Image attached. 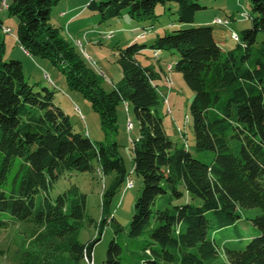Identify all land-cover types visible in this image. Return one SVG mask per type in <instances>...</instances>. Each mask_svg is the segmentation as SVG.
<instances>
[{
    "label": "trees",
    "instance_id": "16d2710c",
    "mask_svg": "<svg viewBox=\"0 0 264 264\" xmlns=\"http://www.w3.org/2000/svg\"><path fill=\"white\" fill-rule=\"evenodd\" d=\"M59 1L9 0V15L18 19L14 37L25 53L49 60L65 75L68 88L83 95L99 114L106 140L77 133L55 104V92L30 84L20 61L4 59L0 36V229L9 227L3 214L39 229L42 255L26 251L28 264H87L100 239L78 240L81 228L95 221L86 214V195L71 178L74 172H88L110 178L97 225L115 223V233L123 234L124 228L108 214L130 178L115 140L117 110L126 104L139 124L131 149L133 172L142 178L143 191L127 236L139 248L129 256L113 240L104 264H264V0H250L252 14L242 17L251 26L238 35L232 50L223 51L210 26L157 33L150 47L135 43L119 49L123 79L109 93L101 88L103 75L51 25ZM159 6L183 25L194 24L197 13L206 9L200 0L87 4L102 22L126 11L130 20L148 22L150 28L162 17ZM234 20L224 21L231 26ZM0 28L5 29L1 19ZM149 32L145 29L138 38ZM147 49L159 54L157 60L163 54L178 58L168 71L180 73L193 94L194 153L166 131L158 112L166 101L157 83L161 75L139 60ZM208 152L214 154L205 156L207 162L195 156ZM63 178L68 186L56 192ZM244 222L258 235L247 239L240 226Z\"/></svg>",
    "mask_w": 264,
    "mask_h": 264
},
{
    "label": "rangeland",
    "instance_id": "374dc122",
    "mask_svg": "<svg viewBox=\"0 0 264 264\" xmlns=\"http://www.w3.org/2000/svg\"><path fill=\"white\" fill-rule=\"evenodd\" d=\"M91 1L100 3L110 0H60L52 10L50 23L59 31L61 37L70 40L86 61L103 75L101 88L107 93L111 92L115 86L120 85L123 79L122 69L118 64V50L121 48L125 49L135 43L150 47L155 43L157 33L163 34L165 31L210 26L213 29L215 39L226 52L238 45L239 41H236L233 35L241 36V32L251 26V21L242 17L243 13L252 14L250 0H200V5L206 9L197 13L196 22L191 25L180 24L175 14L166 13L165 8L159 6L157 13L162 14V17L156 22L155 28L148 27L150 24L148 22L138 23L130 20L126 11L120 18L102 22L97 13L88 9L87 3ZM71 8L76 10L62 18L60 14L69 12ZM79 12V18L70 24H66L72 15ZM246 14L244 16H247ZM231 17L235 20L231 22L230 27L217 25L213 22L214 19L219 18L224 21ZM0 19L4 28L10 27L13 30L12 34L4 35L3 29L0 28L1 37L6 38L7 50L4 59L6 61H20L24 67L25 78L30 84H35L38 89L48 88L55 92V104L67 113L77 133L83 135L86 133L92 141L104 142L106 137L101 127L100 116L94 111L91 104L82 94L68 88L65 75L49 60L26 56L18 49L14 40V33L18 27L17 18L10 16L8 10L0 9ZM145 29L150 30L149 34L145 39H139L138 36H142L141 34L145 33ZM262 37L263 35L260 36V39ZM161 57V60H157L154 52L147 49L143 55L139 56V60L145 66H154L161 75V79L157 83L160 91L165 95L166 101L160 104L158 112L163 118L168 135L172 141L184 145L187 151L194 153L195 134L191 113L192 91L180 73L168 71L169 64L175 66L178 58L164 54ZM160 66L163 67L165 73L161 71ZM45 74L48 75L52 83L45 78ZM166 75L172 83L170 89L165 85ZM126 108V104H121L118 107V130L115 140L119 144L120 154L130 172L128 180L133 182V186L128 188V181L122 186L120 192L113 199L108 214L112 215L117 223L124 228L123 234L115 233V223L105 225L104 228L97 225L103 218L102 194L104 187L109 185L110 178H103L98 173H72L71 181L79 186L86 195V214L95 221L93 225L85 224L81 228L78 240L81 243H88L94 239H100L94 248V264H104L109 245L113 240L120 241L129 256L132 252L138 253L139 246L132 245L127 236L135 204L143 191L142 178L133 172L131 149L132 141L139 136V124L132 108L129 107V113H127ZM130 124H132L131 127ZM213 154L208 152L195 154V156L207 162L208 158L205 156H212ZM67 186L68 180L63 178L58 184L56 192L62 191ZM195 203L200 204V200L197 199ZM2 217L9 222V227L0 229V264H28L31 260L25 254L26 251L32 253L34 257H40L42 249L36 240L39 229L31 222L13 219L9 214H3ZM240 226L247 239L258 235V231L250 223L244 222ZM247 242H244L243 245Z\"/></svg>",
    "mask_w": 264,
    "mask_h": 264
},
{
    "label": "built area",
    "instance_id": "2783aa9c",
    "mask_svg": "<svg viewBox=\"0 0 264 264\" xmlns=\"http://www.w3.org/2000/svg\"><path fill=\"white\" fill-rule=\"evenodd\" d=\"M0 9H1V10H8V9H9V0H1V1H0ZM245 17H247V16H245ZM216 21H218V19H216ZM2 31L11 32V31H13V30H12L11 28H7V30H2ZM144 35H145V34H144ZM144 35L141 36V38H143ZM233 37H234V39H235L236 41H240V38H239L238 35L234 34ZM154 55H155L156 58L159 57V54H158V53H155ZM171 69H172V65H169L168 70L171 71ZM45 78L50 79V78L48 77L47 74L45 75ZM51 82H52V81H51ZM171 84H172V83H171L170 79H168V85L171 86ZM128 128H129V125H128ZM132 186H133V182H132L131 180H129V181H128V184H127V187L130 188V187H132ZM86 263H87V264H94V262H93V255H92L90 258H87Z\"/></svg>",
    "mask_w": 264,
    "mask_h": 264
},
{
    "label": "crops",
    "instance_id": "0c3cea01",
    "mask_svg": "<svg viewBox=\"0 0 264 264\" xmlns=\"http://www.w3.org/2000/svg\"><path fill=\"white\" fill-rule=\"evenodd\" d=\"M88 4V3H87ZM73 10H76V9H74V8H71V9H69V12H62L60 15H61V17L62 18H65V17H67L69 14H70V12H72ZM82 11V10H81ZM64 14V15H63ZM79 14H80V12L79 13H76V14H74V15H72L68 20H67V22H66V24H70V23H72L75 19H77V18H79L80 16H79ZM215 20V19H214ZM232 20V19H231ZM4 25V24H3ZM3 33V32H2ZM5 35V34H4ZM1 36V35H0ZM1 38H3V37H1ZM4 40H5V42H6V38H3ZM14 40H15V42L17 43V46H18V49L24 54V55H26V56H29L27 53H25L23 50H22V48L19 46V44H18V40H16L15 38H14ZM134 42V41H133ZM6 50H7V46H6ZM163 68V67H162Z\"/></svg>",
    "mask_w": 264,
    "mask_h": 264
},
{
    "label": "bare ground",
    "instance_id": "6f19581e",
    "mask_svg": "<svg viewBox=\"0 0 264 264\" xmlns=\"http://www.w3.org/2000/svg\"><path fill=\"white\" fill-rule=\"evenodd\" d=\"M214 24H217V25H228V22L227 21H222L221 19H218V21H214ZM4 30H7V28H5ZM6 32V31H5ZM6 34H12V31L11 32H6ZM49 82H51L50 79L46 78ZM131 123V122H130ZM132 126V124H130V127Z\"/></svg>",
    "mask_w": 264,
    "mask_h": 264
}]
</instances>
